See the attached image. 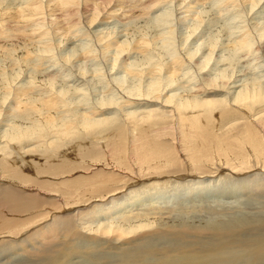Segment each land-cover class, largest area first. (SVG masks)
<instances>
[{
    "label": "bare ground",
    "instance_id": "6f19581e",
    "mask_svg": "<svg viewBox=\"0 0 264 264\" xmlns=\"http://www.w3.org/2000/svg\"><path fill=\"white\" fill-rule=\"evenodd\" d=\"M205 1L0 0V264H264V0L224 42Z\"/></svg>",
    "mask_w": 264,
    "mask_h": 264
},
{
    "label": "rangeland",
    "instance_id": "374dc122",
    "mask_svg": "<svg viewBox=\"0 0 264 264\" xmlns=\"http://www.w3.org/2000/svg\"><path fill=\"white\" fill-rule=\"evenodd\" d=\"M205 3H208V4H205ZM205 3L202 5V7H201V10L200 11H203V12H206L205 14V16H206V21H207V27H209V21H210V28H212V29H218V30H221L222 29V31H223V34H222V36H220L219 37V41H221V42H224L223 40H225V38L227 39V37L229 36V37H231V38H235V35L236 36H238L239 34H242L243 32H245V31H247L248 29H249V27L247 26L248 25V23H249V21H250V19L248 18L247 19V14H245L244 15V13H246L245 11H247V8H246V6H245V9L246 10H244L243 9V6H241V5H239V8H240V12H239V8L238 7H235V9H238V11L236 12V10H234V7H232V6H227L226 4V0H207V1H205ZM206 5V6H205ZM167 7V6H166ZM166 7H164L163 9H162V11H164L163 13H165L168 9H166ZM227 7V8H226ZM230 7H232V8H230ZM226 8V9H225ZM204 9V10H203ZM210 10V11H209ZM169 12H170V9L168 10ZM168 11L164 14V16H163V19L164 18H166V19H164V20H166V21H162V22H169V19L167 18V17H165L166 16V14H168ZM233 11H235L236 13H234L233 14ZM244 12V13H242V12ZM209 13H210V15H209ZM240 13L243 15V17L242 16H240ZM217 14V16H215ZM168 15H170V14H168ZM167 15V16H168ZM193 15V14H192ZM191 15V16H192ZM232 15V16H231ZM162 16V15H161ZM169 17V16H168ZM183 17H185L184 15H183ZM209 17H210V19H209ZM215 19H214V18ZM218 17V18H217ZM246 17V18H245ZM192 18V17H191ZM191 18H190V20L189 19H187V21H189L190 23L192 22V20H191ZM244 19V22L242 21V22H240L241 20H243ZM162 19V20H163ZM221 19V20H220ZM232 19V20H231ZM241 19V20H240ZM211 20H213V22L211 21ZM249 20V21H248ZM255 20H258V19H255ZM187 23V24H190V23ZM213 23V25H212V23ZM215 22V23H214ZM260 22H263L264 23V19L263 20H261ZM141 24H143L144 22L143 21H141L140 22ZM181 23V22H180ZM185 23V24H186ZM217 23H219V24H217ZM241 23H244V24H241ZM247 23V24H246ZM153 24V23H152ZM171 24H173L172 26H173V28H174V30L175 31H169L171 28H168V25L167 26H165V29H163V31L165 32V34H164V38H163V41H161L160 43H159V46H160V44L162 45V46H160V52H163V54L165 55L164 57H166L167 56V54H168V52H170L171 53V51L170 50H176L178 53H176V54H180L179 53V48L178 47H180L181 48V44L183 45V47L187 50V48L189 47V46H192V44H191V42H188V41H193V40H191L190 38V40H187V37H186V35L188 34L187 33V29H184V27L186 26V25H183L182 27H181V25H174V22L173 23H171ZM241 24V25H240ZM156 26V25H155ZM171 26V27H172ZM175 26V27H174ZM178 26V27H177ZM216 26V27H215ZM168 29H167V28ZM236 27V28H235ZM245 27H246V29H245ZM121 29H122V27H120ZM159 28V27H158ZM161 28V27H160ZM224 28V29H223ZM248 28V29H247ZM154 29H155V27H154ZM157 29V28H156ZM204 29H205V27H204ZM225 30H229V32L227 33ZM238 30V31H237ZM231 31L233 32V34L231 33ZM172 32V33H171ZM184 32H186V34L184 33ZM235 32H237V33H235ZM238 32H240L239 34H238ZM242 32V33H241ZM255 32V34L257 33V31H254ZM180 33V34H179ZM182 34H184V35H182ZM178 35L180 36V35H182L181 37H179L178 38ZM228 35V36H227ZM177 36V37H176ZM226 36V37H225ZM228 37V38H229ZM83 38V39H82ZM81 39H80V41L81 42H79V43H81V45H83V46H85V48H86V50H88L89 48H90V45H91V41H89V40H86V41H88L87 42V45H85V44H83L84 42H85V40L84 39H86V37H82ZM182 38V39H181ZM173 39V40H172ZM181 41H179V40ZM184 40H185V42L187 41V43H184ZM53 42V41H52ZM220 42V43H221ZM86 43V42H85ZM169 43H170V45H169ZM89 44V45H88ZM176 44V45H175ZM191 44V45H190ZM171 45H172V48H171ZM189 45V46H188ZM89 46V47H88ZM178 46V47H177ZM220 48H222L221 46H220ZM61 50L59 51V54H61V52L63 53V51H64V54H67L69 51L68 50H65V49H62V48H60ZM163 50V51H162ZM67 51V52H66ZM175 51V52H176ZM66 52V53H65ZM174 52V53H175ZM173 53V52H172ZM63 54V55H64ZM79 54V52H76L75 54H74V58L77 56ZM162 54V53H161ZM3 57H2V56ZM71 55H72V53H71ZM5 56V53H0V61L2 60V59H5L6 60V57H4ZM59 56V55H58ZM163 56V55H162ZM161 57V56H160ZM58 58V57H57ZM167 60H171V58H173L172 56L171 57H169V56H167ZM169 60V61H170ZM7 61V60H6ZM238 61V60H237ZM85 60H83V61H81L80 63L82 64V66H83V64H85L86 66H87V64H88V62H85ZM240 61H238V63H239ZM6 63H9L8 61L7 62H5V64ZM47 63L48 62H46L45 63V65H47ZM102 63V62H101ZM92 64V65H91ZM89 65H91L90 66V70L88 71V73L90 72H93V70H96V69H98L97 67H98V63L96 62V63H94V62H90L89 63ZM48 66H49V63H48ZM93 67V68H92ZM6 68H8L9 69V65H6ZM66 70V69H65ZM254 72H256V70L254 69ZM258 74H263V72H259ZM93 92V91H92ZM92 92H89V94H91ZM92 95H94V93L92 94ZM121 157H122V155H121ZM121 157H120V159H121ZM116 159L118 160V158L116 157ZM79 160H81V159H79ZM45 179H47V178H45ZM44 179V180H45ZM90 185H91V183H87L86 182V179H79V180H77L76 182H74L73 184H72V188L71 189H78V187L81 189V190H83V189H87V188H89L90 187ZM48 188V187H50V186H47V185H45L44 186V188ZM199 194H200V196H205V197H207L209 194H211L210 192H207V193H205V194H202V193H200V192H196L195 194H193L191 197H196V196H199ZM196 195V196H195ZM166 197H168V196H166ZM181 197V198H180ZM155 198V197H154ZM186 200H185V199ZM188 199V197L187 196H183V195H181V196H179V197H177V200H181L183 203H185V205H189V206H191L190 204H191V202H193V200L192 199H189V200H187ZM50 200L51 199H49V202H50ZM169 200H170V198H168V199H166V201L167 202H169ZM176 200V201H177ZM183 200H185V201H183ZM262 200H264V199H262ZM44 201V200H43ZM188 201V202H187ZM191 201V202H190ZM164 201H163V197H160V199H158V200H156L154 203H157V204H161V205H164V203H163ZM173 202V201H172ZM187 203V204H186ZM131 207V206H130ZM233 211H235V210H232L231 212H233ZM182 215H186V214H182ZM228 216V215H227ZM263 216V215H262ZM259 217H261L260 215H259ZM70 218H68L67 216L65 217V218H63V221H65V222H62L63 223V226H64V229H63V231H62V237H60L59 238V240L58 241H55L54 242V244H66V242L67 241H70V237H68L69 235H72L71 234V232H69V231H71L73 228L72 227H74V226H71L70 224H71V219L69 220ZM98 222V221H97ZM97 222H95V225L97 224ZM204 222H209V221H204ZM211 222H213V221H211ZM92 222L90 221V220H88V224H91ZM93 224V223H92ZM63 226H62V228H63ZM67 227V228H66ZM72 228V229H71ZM69 229V230H68ZM60 236V235H59ZM81 238L79 237V239L77 238L76 240H74V242H75V244L73 243V246H72V248H73V255H76L75 257L76 258H78L77 260H75V261H78V263L79 264H81L82 262H85L88 258V260H89V262L87 263H85V264H95V263H92V260H90V259H92V258H90V256H88L87 254H86V252L88 253V251H89V249L88 250H86V249H84V247H85V243L82 241V239L80 240ZM75 245V246H74ZM79 248H78V247ZM77 248V250L78 251H80V252H82V253H80V252H78L77 250L75 251V249ZM90 248V247H89ZM133 248V249H132ZM136 248V247H135ZM134 247H129L128 248V250H132V251H134V250H136ZM60 249H62V248H60ZM79 249H81V250H79ZM83 249V250H82ZM41 250H39L37 253H39ZM57 251V250H56ZM60 252H62V251H59V252H56L57 254H61ZM78 252V253H77ZM37 253H34L35 255L37 254ZM54 254L55 256L57 255V254ZM118 253V252H117ZM34 254H30L31 256H33ZM62 254H63V252H62ZM79 254H80V256H79ZM82 254H86V255H84V257H87V258H84L83 256H82ZM105 254H107V255H103V253H102V255H103V257H105L104 259H102L100 262H98L99 264H122L120 261H119V257H117V255H116V251H114V249H113V251H111V252H107V253H105ZM51 256H48V258H51L52 257V255L53 254H50ZM120 255V254H119ZM31 256H28L27 258H30ZM79 256V257H78ZM82 256V257H81ZM23 258V259H22ZM33 259H34V261L37 259V257H32ZM55 258V260H58V262L56 263V264H69L70 263V261L72 260V258L70 257H68V260L66 259H63L62 260V258H60L58 255H57V257H54ZM97 259V258H96ZM161 260H162V258H160ZM160 259H153V260H158V261H160L159 263H155V261H153L152 263L153 264H164L165 263V261L167 262L166 264H169L168 263V261L167 260H163V261H161ZM26 259L24 258V257H21V258H19L18 259V262H20L19 264H21V262H23L22 264H27V263H30V264H32L31 262L33 261V260H31V261H29V260H26V261H28V262H26L25 261ZM45 260H46V258H45ZM82 260V261H81ZM25 261V262H24ZM33 261V263L35 264V262ZM67 261V262H66ZM96 261V260H95ZM104 261V262H103ZM148 262H151V261H148ZM97 263V264H98ZM152 263H150V264H152ZM128 264H136V261L135 260H133V261H131V262H129ZM147 264V263H146ZM221 264H224V262H222ZM257 264V263H256Z\"/></svg>",
    "mask_w": 264,
    "mask_h": 264
}]
</instances>
